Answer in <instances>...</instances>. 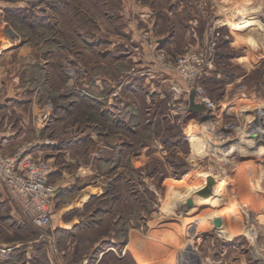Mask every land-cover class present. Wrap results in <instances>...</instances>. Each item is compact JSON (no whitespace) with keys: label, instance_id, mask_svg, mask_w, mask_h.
Masks as SVG:
<instances>
[{"label":"rangeland","instance_id":"374dc122","mask_svg":"<svg viewBox=\"0 0 264 264\" xmlns=\"http://www.w3.org/2000/svg\"><path fill=\"white\" fill-rule=\"evenodd\" d=\"M74 2L59 10L58 0H0L11 42L0 52L6 150L46 161L40 153L59 146L68 159L58 171L74 179L56 204L54 193L45 228L0 187V264H132L122 254L128 232L161 229H170L174 264H264V0H207L206 66L192 82L176 73L160 82L131 61L128 73L91 74L103 50L88 38L87 0L76 13L87 63L74 72L72 57L49 44L58 19L73 37ZM195 87L210 110H191ZM86 187L100 194L60 216Z\"/></svg>","mask_w":264,"mask_h":264},{"label":"crops","instance_id":"0c3cea01","mask_svg":"<svg viewBox=\"0 0 264 264\" xmlns=\"http://www.w3.org/2000/svg\"><path fill=\"white\" fill-rule=\"evenodd\" d=\"M78 1L80 2L78 5L73 3L75 7L71 10L73 16L70 20L72 23H69L72 33L75 35L76 32V35H73L71 39L64 38L65 31L61 28V22L59 19L55 20L54 41H49V44L53 43L52 45H54L56 43L55 47L62 48L63 52H67V55L72 57L74 72L80 73L82 64L84 65L86 62L84 60L86 55H81V19L76 13L78 8H85V6L84 2ZM58 4L57 8L62 10L64 5L61 0H58ZM22 6L21 3L18 5V7ZM86 6L88 10L86 18H88V24L91 26L88 38L92 34L94 42L99 44L103 50V54H100L101 60L93 67L89 65L91 74L93 72L100 74L102 68L109 73L116 71L117 73L121 72V74L128 73L127 71L134 68V66L131 68L129 64L131 61L137 63L136 68H139L141 73L148 72L159 75L160 77L157 76V78L160 79V82H165L172 73H176L171 67V63L184 50L191 49L200 52L207 50L208 39L207 37L202 38L208 23L207 0H87ZM99 37H102L103 43L99 41ZM10 46L11 42L7 38L0 37V52ZM90 47L92 49L93 44H90ZM46 48V54L44 52L42 55L46 57L43 63L47 65L48 70V67L51 69L53 62L55 64V54H52L54 47L46 46ZM89 54V59H93L91 51ZM56 57H59V53ZM53 68L56 67L53 66ZM124 69L125 71H123ZM56 118L57 116H55ZM8 135H0V152L5 155H12L6 150V144L10 142ZM48 146L46 151L52 152L47 155L40 153L41 156L39 157L46 158L47 156V163H51H48L51 169L48 182L54 187V202L56 204V202L66 198L65 194L59 195L56 190L70 189L74 179L72 181L63 179V177H67L66 173L62 171V167L64 166V158L68 159L64 156L68 154V150L63 151L59 146H54L51 143ZM31 154L34 157L39 155H35L34 152ZM69 160L77 163L73 156ZM61 168L62 170L59 172L58 169ZM75 176L77 177V175ZM0 187L7 195L1 184ZM98 194H100L99 187L84 188L78 194V198L76 197L69 206L62 208L59 212L60 216L69 210L82 206L87 199L91 196H98ZM169 230L161 229L152 231L150 234H144L137 230L128 232L122 254L129 255L132 264H174L172 258L174 254L172 246L174 245L171 242ZM93 231L95 230L80 232L90 234ZM1 248L6 247L0 246V250H2Z\"/></svg>","mask_w":264,"mask_h":264},{"label":"built area","instance_id":"2783aa9c","mask_svg":"<svg viewBox=\"0 0 264 264\" xmlns=\"http://www.w3.org/2000/svg\"><path fill=\"white\" fill-rule=\"evenodd\" d=\"M2 11L0 7V37L9 32L1 26ZM202 53L186 49L174 59L171 67L180 79L192 82L201 75L206 66ZM194 92L199 104L202 103L206 110H210L212 104L202 96L203 89L195 87ZM50 174L49 164L41 158L32 157L27 150L12 155L0 152V184L21 215L37 228L48 227L51 222L54 187L48 182Z\"/></svg>","mask_w":264,"mask_h":264},{"label":"water","instance_id":"95a60500","mask_svg":"<svg viewBox=\"0 0 264 264\" xmlns=\"http://www.w3.org/2000/svg\"><path fill=\"white\" fill-rule=\"evenodd\" d=\"M189 99L192 111L200 112L205 110V107L202 104L195 103V93L193 91L190 93Z\"/></svg>","mask_w":264,"mask_h":264},{"label":"trees","instance_id":"16d2710c","mask_svg":"<svg viewBox=\"0 0 264 264\" xmlns=\"http://www.w3.org/2000/svg\"><path fill=\"white\" fill-rule=\"evenodd\" d=\"M11 12H12V13H14V11H11ZM19 18H20L21 20H23V21H24V20H25V16H24V14H23V16H21V17H19ZM19 18H17V19H19ZM23 18H24V19H23ZM33 24L37 25V23H36V22H34V21H33Z\"/></svg>","mask_w":264,"mask_h":264}]
</instances>
